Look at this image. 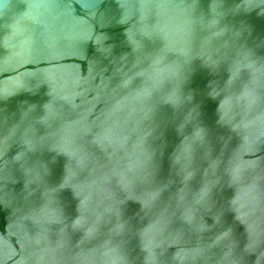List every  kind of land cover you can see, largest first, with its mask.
Listing matches in <instances>:
<instances>
[{
  "label": "water",
  "instance_id": "water-1",
  "mask_svg": "<svg viewBox=\"0 0 264 264\" xmlns=\"http://www.w3.org/2000/svg\"><path fill=\"white\" fill-rule=\"evenodd\" d=\"M28 124L0 264H264V0H0V139Z\"/></svg>",
  "mask_w": 264,
  "mask_h": 264
},
{
  "label": "snow or ice",
  "instance_id": "snow-or-ice-1",
  "mask_svg": "<svg viewBox=\"0 0 264 264\" xmlns=\"http://www.w3.org/2000/svg\"><path fill=\"white\" fill-rule=\"evenodd\" d=\"M100 3V0H81V6L85 7L89 10L96 9ZM102 22V20H101ZM141 39L139 41H136L138 45H142L143 41L152 39V34L148 31H144L139 34ZM239 79V70H236L233 73V80L229 82L228 87L231 88L233 81H236ZM247 95H251V92L249 91L246 93ZM195 116V110L187 113L186 119L191 121L194 119ZM26 120H27V114H26ZM21 132L23 133V137L25 140V143L28 145V152H31L33 148L40 142L39 140L35 139V136L33 134V128L30 124L26 126H17L14 129H11L8 135L3 136L2 139H0V151L6 150V148L9 145V141L17 136L20 135ZM197 138H202V133L197 132L196 133ZM26 152H21V154L17 157V160H24L26 157ZM80 164L83 166L85 164V161L83 159L80 160ZM31 171V170H30ZM194 176V173L192 171H187V180H191ZM67 183V181H65ZM163 193V188L155 191L152 193V199L155 200L159 198ZM198 203L202 206L206 207L209 212H212L216 205L213 200V190L212 187L209 184H205L201 191L198 193ZM216 218V224L214 227H216V231L214 233V239H211V243L208 244L206 247L203 248H197L194 250V254L197 256H206L209 261L212 260V250L215 247L223 245L224 247H229L231 241H232V227L227 222L226 218H224V215L222 212H216L215 213ZM79 223V222H78ZM95 229H92L91 231H94ZM90 231V234H91ZM231 250V249H230Z\"/></svg>",
  "mask_w": 264,
  "mask_h": 264
}]
</instances>
